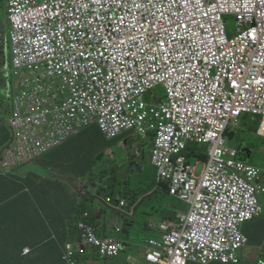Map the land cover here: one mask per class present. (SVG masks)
I'll use <instances>...</instances> for the list:
<instances>
[{
  "label": "built area",
  "instance_id": "obj_1",
  "mask_svg": "<svg viewBox=\"0 0 264 264\" xmlns=\"http://www.w3.org/2000/svg\"><path fill=\"white\" fill-rule=\"evenodd\" d=\"M7 5L11 140L0 152V175H15L94 125L108 141L155 133L158 179L170 182V195L189 210L157 227L146 262L240 264L248 246L242 227L264 214V170L240 162L224 135L239 115L253 114L262 117L264 139V0ZM159 87L163 101L148 105L144 97ZM188 143L208 157L199 177L181 156ZM79 231L80 242L65 246V264H77L88 248L102 260L124 249L85 221ZM262 255L256 264H264Z\"/></svg>",
  "mask_w": 264,
  "mask_h": 264
},
{
  "label": "crops",
  "instance_id": "obj_2",
  "mask_svg": "<svg viewBox=\"0 0 264 264\" xmlns=\"http://www.w3.org/2000/svg\"><path fill=\"white\" fill-rule=\"evenodd\" d=\"M5 126L10 132L8 124ZM87 131H84L83 134L85 135ZM125 135L126 137L123 138ZM125 135L117 140L107 141L95 132L88 134V137L94 138V142L89 141L86 136L84 140L75 137L60 148H63L62 152L59 149L53 151L51 152L53 154H48L47 158L45 156L37 164L33 165L39 170L38 172H26L24 168V170L22 169L13 175L24 180L35 174L39 175L42 180L49 176L57 179L59 183H54V188H52L55 193L48 192L43 198L46 201H51L57 197V204L59 203L58 197L67 187L64 184H68L72 188L69 193L73 196V200L74 195L77 196V193L81 195V197L77 196L78 204L82 199L94 201L93 205L90 206V212L96 218L95 229L98 236L101 238L116 237L125 246V250L120 255V258H117L115 261L102 260L96 250L88 248L86 255L82 256L80 261L77 260L78 264H125L127 262L140 264L138 258H141L143 263L146 264L144 262L146 247L143 248L133 243L130 233L125 238L122 228L125 225H130V227L136 225L137 211L141 207L139 205L152 194V190L144 193L135 202L139 188L131 180L137 173L143 172L145 162H147L146 159L151 163L152 144L149 140L136 142L132 138H129V134ZM48 165L56 167L58 171L52 172L48 168ZM155 174L152 175L154 185H156ZM0 177L4 176L0 175ZM25 184L37 196L46 190L42 184L48 185L47 182L43 181H41V184H36L32 180L25 182ZM105 186H109L110 190L103 196L99 194V188ZM9 189L14 191L17 190V187H10ZM57 192L58 194H56ZM109 198L112 199L111 205L106 202ZM122 201H126L124 207L120 206ZM114 208L118 211H115ZM155 213L158 215L160 221L168 217V213L160 209L155 211ZM152 224L150 221L146 228V231L151 235L150 239L156 235V231L150 229ZM117 230H121V232L117 233ZM244 231L249 240V249L246 250L245 256L249 259V262L252 261V264H254L256 257L260 254L261 247L264 246V216L244 227ZM39 240L41 241V235H39ZM79 242L80 237L79 241L75 244ZM46 253L47 251L44 252V256L47 258ZM122 255L126 256V260L121 259ZM48 260L50 264H54L55 258L49 256ZM35 264H40V261Z\"/></svg>",
  "mask_w": 264,
  "mask_h": 264
},
{
  "label": "trees",
  "instance_id": "obj_3",
  "mask_svg": "<svg viewBox=\"0 0 264 264\" xmlns=\"http://www.w3.org/2000/svg\"><path fill=\"white\" fill-rule=\"evenodd\" d=\"M229 18L233 20V17ZM2 62L3 59L0 54V64ZM246 117L249 122L248 131L256 133L260 119L254 123L251 116L246 115ZM86 130L88 131L84 135L83 133ZM86 130L77 137L84 140L86 136L89 141L94 142V138L88 137L87 135L95 132L104 138L97 126L90 127ZM153 136V134L150 135L152 140ZM125 137L126 135L123 136V138ZM225 137L227 138L228 146L238 149L239 155L241 154L240 150L242 151L244 148L249 149V151L251 150L248 144H246V140H243L240 135L226 133ZM9 139L10 132L8 128L5 125H1L0 150L7 145ZM62 149L59 148V151L62 152ZM187 153L186 159L188 160V164H191L194 160L206 161L205 149L199 150L195 146H190ZM196 153H198V157H195ZM247 154H250V152H247ZM48 168L52 172L58 171L56 167L51 165H48ZM29 180L35 181L36 184H41V181L47 182L48 185L42 184L46 190L37 196L27 188L25 182ZM54 183H59V181L50 176L42 180L37 174L31 175L25 180L14 176L0 177V264H35L39 261L40 264H50L48 260L49 256L55 258L54 264H65L62 261L63 250L68 243L75 244L79 241V224L85 221L96 228V218L90 212V206L93 205L94 201L91 199H82L78 204L77 196L81 197V195L77 193V196L74 195L73 200V196L69 193L72 188L68 184H64L67 187L58 197V204L56 202L57 197L51 201L43 199L48 192L55 193L52 189L54 188ZM10 187H17V190L12 191L9 189ZM159 189L168 196L165 185H161ZM109 190V186L100 187L99 194L105 196ZM141 193L139 191L137 196L144 195V193ZM156 193L154 192L145 198L142 204L150 200ZM174 201L177 202L176 200ZM86 214L89 215V218L84 220ZM168 215V220H170L172 214L168 213ZM39 235H41V241L39 240ZM26 248L31 250L28 256L23 255L24 249ZM45 251H47V258L44 256ZM81 258L82 255H78L76 261H80Z\"/></svg>",
  "mask_w": 264,
  "mask_h": 264
},
{
  "label": "rangeland",
  "instance_id": "obj_4",
  "mask_svg": "<svg viewBox=\"0 0 264 264\" xmlns=\"http://www.w3.org/2000/svg\"><path fill=\"white\" fill-rule=\"evenodd\" d=\"M8 17V5L7 0H0V54L2 56L3 62L0 64V126L1 125H9L12 108H11V99H10V77H9V55H8V42H7V33L10 30V25L7 22ZM225 28L229 36H231L235 31V21L231 18H225ZM157 96L158 99H163L165 96V92L162 88H159L157 91L152 94H148L144 97L145 102L150 105L152 103V98ZM252 121L254 123L258 122L260 116H251ZM248 119L245 118V115L242 114L239 119V124L237 127H229L228 132L231 134H237L242 137L243 140H246V144H248L250 154L243 153L244 149L240 152V158L245 161L247 164L256 166L262 170H264V139L259 137L256 133L248 131ZM129 138H132L136 142H141V137L129 134ZM201 148V147H200ZM144 170L142 173H137L135 177L131 178L132 183L139 188V191L142 193H148L152 190H156V186L154 185V179L152 175L155 174V170L153 169L150 161L146 159ZM191 165L196 166V175L199 176L202 172L203 165L196 164L192 162ZM26 172H38L35 166H29L25 168ZM24 170V169H23ZM261 203L264 205V195L260 196ZM264 207V206H263ZM166 211L167 213L173 214L177 211L185 212L187 208L180 204L179 202H175L172 198L168 197L161 191H158L155 195L152 196L150 200H147L137 211V218L135 219L136 225L130 227V225L123 226L124 237H128V233H130V238L133 240V243L139 245L140 247H147V241L150 240L151 235L146 231L148 227V223L151 221L153 224H158L160 219L155 211L158 210ZM264 216V215H263ZM168 219V218H166ZM172 220V219H170ZM247 224L245 227H247ZM246 235V232L244 231ZM249 249V248H248ZM246 249V250H248ZM246 250L240 252L241 264H252V261L249 262L247 257L245 256ZM246 257V258H245ZM120 258V257H119ZM118 258V259H119ZM122 260H126V256H121ZM117 260V259H115ZM113 260V261H115ZM140 264H144L141 258H138ZM145 262V261H144ZM218 264V263H216Z\"/></svg>",
  "mask_w": 264,
  "mask_h": 264
},
{
  "label": "clouds",
  "instance_id": "obj_5",
  "mask_svg": "<svg viewBox=\"0 0 264 264\" xmlns=\"http://www.w3.org/2000/svg\"><path fill=\"white\" fill-rule=\"evenodd\" d=\"M233 21H234V18H233ZM159 88H161V87H159ZM158 88V89H159ZM158 89H156L155 91H157ZM163 89V88H162ZM155 91H153V92H155ZM152 92V93H153ZM165 92V91H164ZM152 93H148V94H152ZM147 94V95H148ZM157 98V101H163V99H158V97L157 96H154L153 98H152V102H153V99L154 98ZM242 115V114H241ZM241 115H239V117H238V124H239V119H240V117H241ZM245 116L247 115V116H259V115H253V114H244ZM261 116H260V124H259V127H260V125H261ZM237 124V125H238ZM237 125H236V127H237ZM9 126V125H8ZM94 126H96V125H94ZM93 127V126H92ZM229 127H232V126H228V128ZM259 127H258V129H259ZM90 128V127H89ZM234 128V127H233ZM10 129V128H9ZM88 129V128H87ZM99 129V128H98ZM258 129H257V131H256V134L258 135ZM86 130V129H85ZM100 131V130H99ZM11 132V131H10ZM83 132V131H82ZM81 132V133H82ZM101 132V131H100ZM226 133H229L228 132V129H227V131H226ZM226 133H225V135H226ZM102 134V133H101ZM125 134H134V135H136L134 132H129V133H124V134H122V135H120L118 138H116V139H114V140H117V139H119L120 137H122L123 135H125ZM151 134H153L154 136H153V140H152V138L150 137V135ZM103 135V134H102ZM225 135H224V137H225ZM104 136V135H103ZM138 136V135H137ZM259 136V135H258ZM140 137V136H139ZM260 137V136H259ZM104 138H105V136H104ZM154 138H155V133H150V134H148V136L146 137V138H142L141 137V139L142 140H149L150 142H151V144H152V147H153V144H154ZM262 138V137H261ZM106 139V138H105ZM225 139L227 140V138L225 137ZM107 140V139H106ZM114 140H112V141H114ZM108 141V140H107ZM10 142V141H9ZM9 142L7 143V145L9 144ZM7 145H5V147L7 146ZM227 145H228V141H227ZM190 146H195L197 149H204L203 147L202 148H200L201 146H199V145H197L196 143H188V144H186V147H185V149H184V151L181 153V156L184 158V160H185V165L187 166V167H192V168H195V173H196V166H193V165H191V164H188V160L186 159V155L188 154L187 153V150H188V148L190 147ZM229 148H231V149H234V150H236L237 152H238V160L240 161V162H242V163H244V164H246V165H249V166H251L250 164H247V163H245V162H243L240 158H239V150L238 149H236V148H234V147H230V146H228ZM247 152H249L248 151V149H244V151H243V153H247ZM48 155V154H47ZM46 155V156H47ZM205 156H206V154H205ZM195 157H198V153H196L195 154ZM42 160V159H41ZM207 161H208V157L206 156V161L205 162H202V161H199V160H194V162L196 163V164H202V165H205L206 163H207ZM39 162V161H38ZM38 162H36L35 164H37ZM35 164H32V165H35ZM151 165H152V150H151ZM29 166H31V165H29ZM29 166H26V167H29ZM253 166V165H252ZM26 167H23L22 169H24V168H26ZM152 167H153V169L155 170V181H156V190L155 191H153L152 193H154V192H158V191H160V189H159V187L161 186V185H165L166 187H167V194H168V197H170V198H172V199H174V200H176L177 202H179L180 204H182L183 206H185L186 208H187V210L185 211V212H182V211H177V212H174L173 214H172V216H171V219L172 220H168V219H165V220H162V221H160V222H158V224H152L151 225V227H150V229H154L155 231H156V229H157V227L160 225V224H162V223H175V222H177V219H176V216L178 215V214H183V215H185V214H187L188 213V210H189V206L188 205H186L185 203H183V202H181V201H179V200H177L176 198H174L173 196H171L170 195V189H171V183L170 182H167V181H162V180H159L158 179V176H157V170H156V168L152 165ZM22 169H20V170H22ZM200 175H201V173H200ZM199 175V176H200ZM11 177L13 176V175H10ZM195 176H197L196 174H195ZM199 176H197V177H199ZM8 177V176H7ZM138 195V194H137ZM152 195V194H151ZM143 195H140V196H137L136 197V200H135V202H137L138 200H139V198L140 197H142ZM107 200H110L111 202L110 203H107V204H109V205H111V203H112V199H107ZM107 200H106V202H107ZM126 202V201H125ZM263 205V204H262ZM139 206H142V202H141V204L139 205ZM138 206V207H139ZM264 206V205H263ZM137 207V208H138ZM115 209V211H118L116 208H114ZM169 216V215H168ZM262 217V216H261ZM260 217V218H261ZM168 218V217H167ZM257 220V219H256ZM255 221V220H254ZM251 222H253V221H250V222H248V223H246L245 225H247V224H249V223H251ZM244 225V226H245ZM243 226V227H244ZM243 227H242V232H243ZM94 228V227H93ZM95 229V228H94ZM119 231V232H118ZM95 232H96V229H95ZM117 233H120L121 232V230H117L116 231ZM244 234V233H243ZM96 235L98 236V234H97V232H96ZM245 235V234H244ZM246 236V235H245ZM99 237V236H98ZM156 237H158V233H157V231H156V235L153 237V238H156ZM99 238H101V237H99ZM109 238H116V237H109ZM246 238H247V236H246ZM103 239H105V238H103ZM117 239V238H116ZM248 239V238H247ZM118 240V239H117ZM119 241V240H118ZM119 242H121V241H119ZM148 242V241H147ZM122 243V242H121ZM122 245H123V247H124V249L122 250V252L125 250V246H124V244L122 243ZM248 247H249V240H248V246H247V248L246 249H248ZM147 248V247H146ZM91 249V248H90ZM245 249V250H246ZM264 249V246H262L261 247V249H260V254L256 257V260L259 258V256H261L262 255V253H263V255L262 256H264V252L262 251ZM95 250V249H94ZM25 251H28V253L27 254H25ZM86 252H87V249H86ZM122 252H121V254H122ZM146 252V251H145ZM31 253V250L29 249V248H26V249H24V252H23V255L24 256H28L29 254ZM97 254H98V252H97ZM120 254V255H121ZM86 255V254H85ZM85 255H83V256H85ZM99 256V255H98ZM120 257V256H119ZM101 259V258H100ZM115 260V259H114ZM144 260H145V255H144ZM241 260V259H240ZM256 260H255V263L254 264H256ZM145 262H146V260H145ZM127 263H130V262H127ZM127 263H125V264H127ZM78 264V263H77ZM130 264H132V263H130ZM146 264H148L147 262H146ZM214 264H216V263H214ZM219 264V263H218ZM240 264H241V262H240Z\"/></svg>",
  "mask_w": 264,
  "mask_h": 264
}]
</instances>
